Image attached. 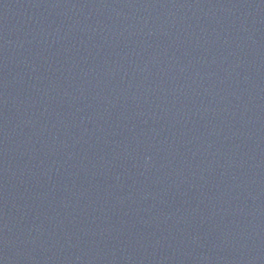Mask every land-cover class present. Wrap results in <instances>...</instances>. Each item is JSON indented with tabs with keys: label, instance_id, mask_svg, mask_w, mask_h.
Instances as JSON below:
<instances>
[{
	"label": "water",
	"instance_id": "1",
	"mask_svg": "<svg viewBox=\"0 0 264 264\" xmlns=\"http://www.w3.org/2000/svg\"><path fill=\"white\" fill-rule=\"evenodd\" d=\"M0 264H264V0H0Z\"/></svg>",
	"mask_w": 264,
	"mask_h": 264
}]
</instances>
